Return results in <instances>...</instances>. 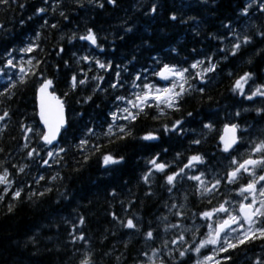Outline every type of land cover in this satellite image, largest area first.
Returning <instances> with one entry per match:
<instances>
[{
  "label": "trees",
  "instance_id": "obj_1",
  "mask_svg": "<svg viewBox=\"0 0 264 264\" xmlns=\"http://www.w3.org/2000/svg\"><path fill=\"white\" fill-rule=\"evenodd\" d=\"M89 29L96 44L81 39ZM262 33L264 14L247 0L0 3V116L8 112L0 128V174L7 171L0 183V264H194L211 222L201 214L235 195L237 184L226 178L232 159L247 158L264 139V96L252 95L264 86ZM27 41L34 48L24 81L20 72L6 79L7 60ZM198 61L194 69H215L185 87L174 108L147 105L134 120L118 119L117 98L145 77L158 81L154 67L189 70ZM245 73L251 75L241 91L235 83ZM45 79L67 108L68 126L54 147L42 143L37 118L36 90ZM234 122L251 144L225 153L219 134ZM149 133L157 138L143 139ZM81 140L87 144L77 147ZM105 154L119 163L105 165ZM193 155L205 161L185 168ZM153 158L167 167L157 171ZM182 168L169 185L166 176ZM207 172L221 181L211 192L191 179ZM128 219L134 229L124 226ZM220 264H264V239L223 252Z\"/></svg>",
  "mask_w": 264,
  "mask_h": 264
},
{
  "label": "snow or ice",
  "instance_id": "obj_2",
  "mask_svg": "<svg viewBox=\"0 0 264 264\" xmlns=\"http://www.w3.org/2000/svg\"><path fill=\"white\" fill-rule=\"evenodd\" d=\"M8 0H0V3H7ZM110 3H115V0H109ZM39 11H44V9H39ZM151 11L154 13L156 12V5H153L151 8ZM244 11H247V8L244 9ZM63 15V13H62ZM172 20L176 19L175 15L171 16ZM130 30V29H129ZM264 35V33H262ZM81 39L90 40L93 44H96V36L93 33L91 29L88 30V35L85 37H81ZM250 40V37L245 36L243 38V43H248ZM241 46L240 42H237L233 45L232 51L233 54H235L236 50L239 49ZM33 50L32 46H28L24 49H21V51L24 52H31ZM10 55V54H9ZM84 59H88V57H84ZM31 63V61H29ZM99 66L101 68L105 67L104 64H100L99 61H97ZM199 63H202L200 61L194 63L191 65L192 68H196ZM7 66L10 67H16V65L13 63V60L10 58L7 60ZM215 69V65L210 64V66L206 69H204L205 72L213 71ZM187 71V69H178L175 66H168L165 65L164 69L159 73V75L167 79L168 75L171 74L173 76L179 77L181 79H184V72ZM21 76L20 81H24V68L21 67L20 69ZM250 73H245L244 76H242L240 79H238L235 83V88L239 90H243V83L247 82V80L250 78ZM76 83V77H72V86L75 87ZM80 84H84V80L79 81ZM52 86L51 80H45L44 83L40 87V119L43 121L45 125L46 131L43 132L41 138L44 140L45 143L51 144L54 140L57 139V136L60 134L61 129L65 127L66 120L64 117V104L63 102L57 97L54 93L48 92V89ZM115 87V85H113ZM145 89H149L150 86L145 84ZM264 86L258 87L255 92L252 93L253 96L259 94L260 96H264ZM7 91V89H6ZM156 95H152L151 91L145 92L143 95H138L136 97V101H128L129 104H131L133 107L138 108L140 111H143L141 108L142 104H147L149 98L156 101H161L165 103L169 108L173 107L174 101L179 98L181 93L175 92L172 88H164V89H156ZM183 91V85H181V92ZM203 91V89H201ZM159 93H163V97L159 95ZM249 99L252 97L249 96ZM90 99V97H89ZM117 99H123L122 97H118ZM159 107V104L157 105ZM125 112H128L129 117L131 119H135L136 115L138 113H132L129 112V110L126 108L124 109ZM115 116V113L112 114ZM191 115V113H189ZM239 115V113H237ZM6 116H8V112L5 111L3 116H0V120H3ZM181 121L177 120L173 125L172 128L175 129L177 125H180ZM205 128L210 129L212 126L210 124H205ZM168 127H164V131H168ZM238 130V125L231 124V125H225V134L220 136V141L223 145L222 150L225 153H230V150L233 149L235 145L238 144V137L236 135ZM28 131H32L31 128L28 129ZM91 131V129H89ZM121 132H124L125 135H130V133L125 132L124 128L120 129ZM112 133V125H109L108 132L106 135H110ZM157 137L153 133H149L146 136L143 137L145 140H152L156 139ZM194 143H200V141H194ZM87 144L86 140H81L79 145L77 147H82L83 145ZM34 151V150H33ZM60 151H64V149H60ZM251 153H255L258 158H253L252 155H249L247 158L243 159L242 161L237 160L235 157L232 159L231 164L235 165L227 173V180L229 183L235 182L241 173H248L250 177H252L247 184L243 185L240 188L241 193H248L251 195L252 199L250 203H244L241 202L239 205V213L236 215H233L229 212L228 208L225 207L224 203H221L218 207L212 208L210 211H205L201 215L205 218H210L213 216L214 213H224L226 218L218 221L215 224V227L213 228V225H209V234L208 237L202 241H200L199 245L196 246L194 249L197 253H199L200 249L205 247L208 244L211 245H220L218 248L219 252H227L229 249H235L239 245L245 244L246 242H250L253 240H256L258 238L264 239V186L257 187V185L260 182H264V174H261L257 177L256 169L260 168L264 170V139H261L259 142H256L253 144L251 148ZM33 152H29V156H31ZM49 156L52 155L51 152L48 153ZM120 159H123L122 157ZM85 160H87V156H85ZM195 163H203V157L201 155H193L189 158L188 164H186L184 167L187 168L189 166H194ZM47 163V161H45ZM103 163L105 165L109 164H116L119 163V160H117L115 157H113L110 154H105L103 156ZM150 163H153L157 171H163L167 165L163 163H156L155 158H153ZM23 171V169H21ZM184 169H180L179 172H173L170 175L166 176V181L169 185L174 184L176 177L182 173ZM6 175L7 171L5 170L4 174H0V183H6ZM203 176V173L201 174ZM201 176H193L191 179L200 181L201 184H204V181L201 179ZM43 177H41L42 179ZM145 180H147V176L144 177ZM221 181L220 179L215 180V182L212 184L211 188L205 187L203 189L204 192H211L215 190L216 187L220 185ZM7 191V189H5ZM171 190V189H169ZM257 194L261 199L257 201ZM14 198H17L20 196V191H16L13 193ZM247 199V197H245ZM257 203L259 204V207H256ZM9 211H12V207L9 206ZM257 218H259V224L257 223ZM81 223H83V219L81 218ZM245 223L247 224V228H245ZM232 225H238V227H232ZM125 227L129 229H134L136 225L134 224L132 219H128L127 223L124 225ZM175 227V225H173ZM229 230L226 232L225 230ZM224 234L223 236V244H221V234ZM229 233H236L234 237L231 239L229 238ZM147 238H152L153 233L151 231L146 233ZM83 238V237H81ZM180 240H183V236L179 237ZM173 243H176L174 240ZM214 250V254H215ZM180 255L183 256L185 253L182 251L180 252ZM225 260L230 259V257L225 256ZM81 264H89V261L87 259L82 260ZM197 264H213V256H204L203 261H198ZM215 264H220L219 260L215 261Z\"/></svg>",
  "mask_w": 264,
  "mask_h": 264
},
{
  "label": "rangeland",
  "instance_id": "obj_3",
  "mask_svg": "<svg viewBox=\"0 0 264 264\" xmlns=\"http://www.w3.org/2000/svg\"><path fill=\"white\" fill-rule=\"evenodd\" d=\"M254 4H258V8H259V10L260 9H262V10H264V0H247V5L248 6H253ZM262 10H261V13L262 14H264L263 12H262ZM29 45H28V41L27 42H25L24 43V45H22L20 48H19V50H18V53H19V55H17L16 56V59L19 61V62H21L23 59H25L26 60V58H27V56H26V53L27 52H24V51H21V49H24V48H26V47H28ZM27 61V60H26ZM157 72H158V70L155 72L156 74H157ZM185 74H184V79H181V78H179V77H176V76H173V75H171V74H169L168 75V78L167 79H161L162 80V83L161 84H153L152 82H145V83H143V84H139V86L138 87H136V89L132 92V97H129V98H127V99H123V100H121V101H119L120 103H119V110H120V112L122 113V114H128V112H125L124 111V109H128L129 110V112H132L133 113V111L134 110H136V109H138V108H135V107H133L131 104H129L128 103V101H133V102H135L136 101V97L138 96V95H143L145 92H147V91H151V93H152V95L154 96V95H156L157 93H156V89H164V88H172V89H174V91L175 92H177V88H181V85H184L185 84ZM145 84H147V85H149L150 86V88L149 89H145V87H144V85ZM159 95L161 96V97H163V93H159ZM149 100H151V101H153L154 99H152L151 97L149 98ZM177 100V99H176ZM175 102V101H174ZM161 104V105H166L165 103H163V102H161V101H158V104ZM167 106V105H166ZM249 199H252V197H251V195L249 194V197H248ZM259 199H261L260 197H259V195L257 194V201H259ZM247 201H249V200H246V202ZM226 208H228V210H229V212L230 213H232L233 215H236V214H238V213H235V211H234V205H233V203H230V204H227L226 206H225ZM256 207H259V204L257 203V205H256ZM216 213H214L213 215H215ZM218 215V221H220V220H222V219H220L221 218V214L220 213H217ZM224 218H226V216H223ZM215 227V225H213V228ZM232 227H238V225H232ZM245 228H247V224L245 223ZM226 232H228L229 230H225ZM236 235V233H229V238L231 239L232 237H234ZM223 236H224V234L222 233L221 234V244H223ZM208 237V236H207ZM219 246L220 245H211V244H208V245H206L205 247H203L204 249L205 248H209L211 251L209 252V253H206V254H204L202 257H201V259H200V261L202 262L203 261V258H204V256H213V261L215 260V259H217L216 258V255L218 254V248H219ZM214 250H216L215 251V254H214Z\"/></svg>",
  "mask_w": 264,
  "mask_h": 264
},
{
  "label": "water",
  "instance_id": "obj_4",
  "mask_svg": "<svg viewBox=\"0 0 264 264\" xmlns=\"http://www.w3.org/2000/svg\"><path fill=\"white\" fill-rule=\"evenodd\" d=\"M44 83V82H43ZM41 87V86H40ZM40 87L37 89V93H36V95H37V105H38V111H39V113H38V115H39V118H40ZM48 92H50V93H53V92H51V90H50V88L48 89ZM55 94V93H54ZM56 95V94H55ZM57 96V95H56ZM58 97V96H57ZM60 99V98H59ZM61 101H62V99H60ZM63 102V101H62ZM64 117H65V120H66V108H65V106H64ZM40 121H41V123L43 124V126H44V128H45V125H44V123H43V121L40 119ZM67 125V124H66ZM66 125H65V127H66ZM62 130V129H61ZM45 131H46V129H45ZM60 135H61V132H60V134L57 136V139L56 140H54L52 143H51V145L52 144H55L57 141H58V139H59V137H60ZM43 140V139H42ZM44 141V140H43Z\"/></svg>",
  "mask_w": 264,
  "mask_h": 264
}]
</instances>
